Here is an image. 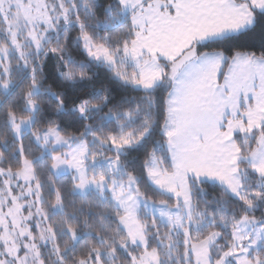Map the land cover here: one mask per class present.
Returning <instances> with one entry per match:
<instances>
[{"label": "snow or ice", "instance_id": "snow-or-ice-1", "mask_svg": "<svg viewBox=\"0 0 264 264\" xmlns=\"http://www.w3.org/2000/svg\"><path fill=\"white\" fill-rule=\"evenodd\" d=\"M0 264H264V0H0Z\"/></svg>", "mask_w": 264, "mask_h": 264}, {"label": "trees", "instance_id": "trees-1", "mask_svg": "<svg viewBox=\"0 0 264 264\" xmlns=\"http://www.w3.org/2000/svg\"><path fill=\"white\" fill-rule=\"evenodd\" d=\"M47 71H48V72H52V71H54V69H52V67H51V65H50Z\"/></svg>", "mask_w": 264, "mask_h": 264}]
</instances>
